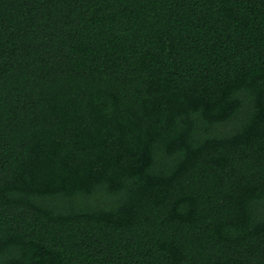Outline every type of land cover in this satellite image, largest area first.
Instances as JSON below:
<instances>
[{"label":"trees","instance_id":"trees-1","mask_svg":"<svg viewBox=\"0 0 264 264\" xmlns=\"http://www.w3.org/2000/svg\"><path fill=\"white\" fill-rule=\"evenodd\" d=\"M0 264H264V0H0Z\"/></svg>","mask_w":264,"mask_h":264}]
</instances>
